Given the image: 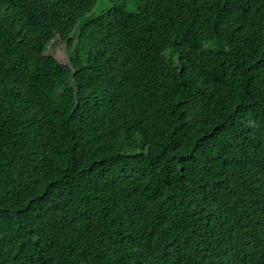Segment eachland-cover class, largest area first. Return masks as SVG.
Wrapping results in <instances>:
<instances>
[{
	"label": "trees",
	"instance_id": "trees-1",
	"mask_svg": "<svg viewBox=\"0 0 264 264\" xmlns=\"http://www.w3.org/2000/svg\"><path fill=\"white\" fill-rule=\"evenodd\" d=\"M0 0V264H264V0Z\"/></svg>",
	"mask_w": 264,
	"mask_h": 264
},
{
	"label": "rangeland",
	"instance_id": "rangeland-1",
	"mask_svg": "<svg viewBox=\"0 0 264 264\" xmlns=\"http://www.w3.org/2000/svg\"><path fill=\"white\" fill-rule=\"evenodd\" d=\"M113 4H123L130 11H137L142 6L141 0H99L92 14L106 12Z\"/></svg>",
	"mask_w": 264,
	"mask_h": 264
}]
</instances>
